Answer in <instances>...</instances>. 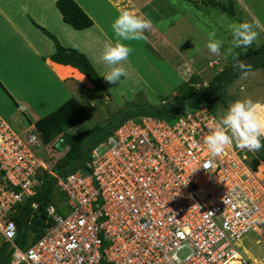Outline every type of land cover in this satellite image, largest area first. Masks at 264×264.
Returning a JSON list of instances; mask_svg holds the SVG:
<instances>
[{
  "label": "built area",
  "instance_id": "1",
  "mask_svg": "<svg viewBox=\"0 0 264 264\" xmlns=\"http://www.w3.org/2000/svg\"><path fill=\"white\" fill-rule=\"evenodd\" d=\"M218 122L205 107L174 121L126 118L106 137L103 154L93 148L83 168L56 176L39 157L48 150L36 125L17 132L0 117V230L11 264L244 259L240 242L248 235L264 245V185L233 145L210 155L204 137ZM46 171L69 211L48 208L45 234L18 248L14 216L42 191Z\"/></svg>",
  "mask_w": 264,
  "mask_h": 264
},
{
  "label": "rangeland",
  "instance_id": "2",
  "mask_svg": "<svg viewBox=\"0 0 264 264\" xmlns=\"http://www.w3.org/2000/svg\"><path fill=\"white\" fill-rule=\"evenodd\" d=\"M236 1L215 0L218 3L215 6L212 0H132V4L122 5L119 4L121 0H76L87 14L89 12L93 16L91 18L96 24L92 34L96 33L99 39L94 46L96 54L90 58L96 71L102 76L108 69L100 62L99 56L107 41L116 42L111 24L120 11L134 10L137 14L141 12L140 16L151 18L154 27L145 33L146 40L125 42L133 49L129 61L124 65L128 70L127 78H122L119 84H109L104 80L105 86L99 88H95L93 82L89 81L87 85L82 81L87 89L80 97L89 117L71 132L73 136H79L75 138V143L78 144L80 159L55 168L60 159L59 154L65 146L50 149V152L41 151L39 157L44 161L49 160L46 164L54 170L56 176L63 175L71 168L79 169L87 161L93 148L98 149L100 154L108 149L106 137L126 117L155 115L162 108L173 107L177 104L176 98L183 95L189 87L199 89L209 86L217 75L230 66L234 57L239 58L251 49L261 48L264 45L263 35L259 33L258 39L251 47L235 48L232 54L225 58L224 53L232 46L230 26L241 22L253 23L248 13L242 14V6ZM112 3L118 5L119 10ZM222 6L227 7L228 11L225 12ZM259 14L264 19L262 7ZM254 30L259 32L258 27ZM212 32L216 33V39L223 41L219 56L212 55L206 47ZM246 98L264 103V74L261 70L251 71L244 78L241 75L233 79L227 90L222 89L213 103L215 116L220 120L234 101ZM48 100L53 101V98ZM190 105L188 102L181 104L180 107L184 109L181 115L192 112ZM14 110L16 105L0 86V117L14 130L22 132L30 123H27L26 116L21 112L12 116L10 113ZM233 147L245 155L247 164L254 172L258 173L259 168L264 166V149L250 152L239 149L235 144ZM257 164L259 166L256 169ZM260 181L264 185V178ZM55 190V203L51 204L58 213L67 214L69 209L65 195L57 186ZM33 212L34 210L24 213L33 215ZM25 225L23 231L26 230ZM38 232L37 229H29L26 234L23 233L27 245L31 244L29 241L36 237ZM21 243L22 240L18 242V248H23ZM240 245L248 264H264V245L257 244L253 235H248ZM3 247L5 241L0 230V249ZM244 259H240L239 263L243 264Z\"/></svg>",
  "mask_w": 264,
  "mask_h": 264
},
{
  "label": "crops",
  "instance_id": "3",
  "mask_svg": "<svg viewBox=\"0 0 264 264\" xmlns=\"http://www.w3.org/2000/svg\"><path fill=\"white\" fill-rule=\"evenodd\" d=\"M57 1L0 0V86L6 90L10 100L16 105V110L10 114L13 116L18 112L23 113L27 123H30L29 127L36 125L37 121L59 109L71 98H76L83 104L80 95H84L83 92L87 89L75 74L66 78L60 76L57 68L62 67L77 71L87 77L77 68L52 60V57L57 53V46L39 27L53 34L62 47L77 50L85 54L90 61V57L96 54L94 46L99 38L96 33L92 34L96 24L94 23V26L88 29L76 30L64 22L63 16L56 6ZM237 1L236 3L242 6V14L248 13L253 23L259 21L258 33L263 35L264 44V19L259 14V9L261 7L264 9L262 6L264 0ZM120 3L121 5L132 4V0H121ZM114 6L119 10L118 5ZM88 14L93 17L89 12ZM261 71L264 74V70ZM100 76L102 75L100 74ZM88 80L91 82L89 78ZM92 85L97 88L94 83ZM50 97L53 98V101L49 102L47 99ZM73 129L70 130V133ZM61 138L59 136L53 144ZM67 148L60 152L59 158L66 157ZM42 161L53 172L46 164L49 160ZM50 171L45 173L50 174ZM49 208L55 209L51 203ZM33 210V215L28 218L30 223L32 222L31 218L35 217L38 211ZM34 238L29 243L33 244Z\"/></svg>",
  "mask_w": 264,
  "mask_h": 264
},
{
  "label": "trees",
  "instance_id": "4",
  "mask_svg": "<svg viewBox=\"0 0 264 264\" xmlns=\"http://www.w3.org/2000/svg\"><path fill=\"white\" fill-rule=\"evenodd\" d=\"M215 2V0H212ZM218 3L215 2V6ZM57 8L61 12L64 22L71 25L76 30H84L94 26L93 19L82 9V7L75 0H58L56 3ZM222 9L227 12L228 9L222 6ZM38 26V25H37ZM39 27V26H38ZM48 37H50L57 46V53L52 57L54 62L64 65H70L77 68L81 73L86 75L91 82H93L97 88L104 85V78L96 71L90 59L83 53L78 52L74 49H66L60 45L58 39L44 28L39 27ZM243 61L246 65H250L252 71L264 70V45L259 49H251L244 55L238 58ZM233 63L230 64L222 73L217 75L213 82L207 86L197 89L196 87H189L187 91L176 98L177 104L171 108H162L154 116L164 118L168 121L176 120L182 113L184 109L181 106L183 102H188L191 104L192 111L198 110L203 107H207L214 115L216 113L214 108L215 98L219 92L227 90L232 83L233 79L240 77L242 74L238 71H234ZM95 95H91L94 97ZM175 102V103H176ZM89 117V113L86 107L76 98H71L65 104H63L59 109L51 113L50 115L37 121L36 127L41 133L43 142L47 145V150L56 149L57 147L65 146L69 147L66 152V159L60 158L56 163L55 168L68 165L74 161H78L81 157L78 149V144L75 143V138L70 130L77 127L79 124L86 121ZM128 118V117H126ZM61 136V140L58 144H53L55 139ZM70 156V157H69ZM264 160V157H262ZM259 164H257V167ZM80 169V168H79ZM77 167L71 168L63 173L76 172L79 170ZM53 170V169H52ZM54 171V170H53ZM43 179V178H42ZM55 181L52 175L44 174V187L42 191L38 193L36 197L28 199L23 206H19L20 213L14 216V220L18 224L19 228V238L18 241L22 240L21 246L23 248L27 247L23 233L26 234L27 230L34 229L38 230V235L33 241L41 238L46 232L49 225L46 221H42V217L48 220V208L50 203L54 202L55 195ZM32 203H37L39 209L36 216L31 218L32 222L28 219L30 215L25 214L26 211H31ZM25 225L26 230L23 231V225ZM51 225V224H50ZM11 251L5 247L0 249V264H11Z\"/></svg>",
  "mask_w": 264,
  "mask_h": 264
},
{
  "label": "clouds",
  "instance_id": "5",
  "mask_svg": "<svg viewBox=\"0 0 264 264\" xmlns=\"http://www.w3.org/2000/svg\"><path fill=\"white\" fill-rule=\"evenodd\" d=\"M153 27L151 18L142 17L134 10L119 12L111 24L116 42L107 41L99 56L100 62L108 69L103 76L107 83L119 84L122 78H127L128 70L124 65L129 61L133 49L125 42L146 40L145 33L150 32ZM256 27H259L258 20L255 23L232 24L230 26L232 46L224 53L225 58L231 55L235 48L251 47L258 39L259 33L254 30ZM206 47L212 55L219 56L223 41L216 39V33L212 32L209 34ZM233 59V69L240 72L242 78L252 71L250 65H246L237 57ZM262 138H264V103L246 98L236 100L228 107L211 133L204 137V144L212 157H218L233 144L241 150L260 151L264 149Z\"/></svg>",
  "mask_w": 264,
  "mask_h": 264
},
{
  "label": "bare ground",
  "instance_id": "6",
  "mask_svg": "<svg viewBox=\"0 0 264 264\" xmlns=\"http://www.w3.org/2000/svg\"><path fill=\"white\" fill-rule=\"evenodd\" d=\"M57 69H58V72L60 73V76H63L66 78V77L71 76V74H75L77 79L85 82L87 85L90 83L89 80L87 79V77L79 74L77 71L71 70L69 68H62V67H59ZM256 175L259 178V180L260 179L262 180L264 178V166H261L259 168V171H258V173H256ZM239 261L240 260H233L229 264H241V263H239Z\"/></svg>",
  "mask_w": 264,
  "mask_h": 264
},
{
  "label": "water",
  "instance_id": "7",
  "mask_svg": "<svg viewBox=\"0 0 264 264\" xmlns=\"http://www.w3.org/2000/svg\"><path fill=\"white\" fill-rule=\"evenodd\" d=\"M84 166H82L81 168H83ZM42 221H45V217H42Z\"/></svg>",
  "mask_w": 264,
  "mask_h": 264
}]
</instances>
